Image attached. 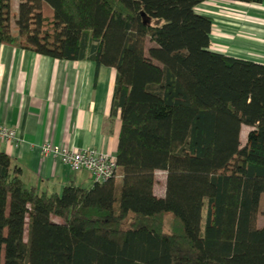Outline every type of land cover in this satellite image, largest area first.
Returning a JSON list of instances; mask_svg holds the SVG:
<instances>
[{"label":"trees","instance_id":"obj_1","mask_svg":"<svg viewBox=\"0 0 264 264\" xmlns=\"http://www.w3.org/2000/svg\"><path fill=\"white\" fill-rule=\"evenodd\" d=\"M205 1L0 0L1 45L115 69L121 176L38 192L0 151V264H264V65L209 50Z\"/></svg>","mask_w":264,"mask_h":264},{"label":"crops","instance_id":"obj_2","mask_svg":"<svg viewBox=\"0 0 264 264\" xmlns=\"http://www.w3.org/2000/svg\"><path fill=\"white\" fill-rule=\"evenodd\" d=\"M17 6L11 0L13 13ZM194 11L212 20L210 51L264 65V0H206ZM115 78V69L92 61L59 60L0 44V124L20 138L17 145L0 140V151L21 169L25 187L59 194L67 185L93 184L87 171L43 157L39 147L49 142L115 156L120 132L119 111L110 115ZM120 184L118 171L105 185L107 194Z\"/></svg>","mask_w":264,"mask_h":264},{"label":"built area","instance_id":"obj_3","mask_svg":"<svg viewBox=\"0 0 264 264\" xmlns=\"http://www.w3.org/2000/svg\"><path fill=\"white\" fill-rule=\"evenodd\" d=\"M0 140L17 145L20 138L17 133L4 124H0ZM40 155L58 160L72 171H87L94 182L104 183L117 176L118 166L115 156L87 149H67L49 142L39 147Z\"/></svg>","mask_w":264,"mask_h":264},{"label":"rangeland","instance_id":"obj_4","mask_svg":"<svg viewBox=\"0 0 264 264\" xmlns=\"http://www.w3.org/2000/svg\"><path fill=\"white\" fill-rule=\"evenodd\" d=\"M46 8H48L49 10H51L47 5H44ZM47 9H44L43 10V13L45 15H47L48 17H50V14H51V11L50 13L46 12ZM154 45L152 43H150L148 40L146 42V45H145V50H146V53L148 51V49L150 47H153ZM251 129L248 128V127H242L241 129V132H240V137H239V141H240V147H243L244 144H245V138H246V135L247 133L250 131ZM165 172L163 171H157L156 172V185H155V188H154V192L157 196H163L164 194V183H165ZM264 195H262V198H261V203H260V214H259V217H258V226H262L264 224ZM53 221L54 222H57L59 223L60 220L57 219V218H53ZM24 238L26 239V234L24 236Z\"/></svg>","mask_w":264,"mask_h":264}]
</instances>
